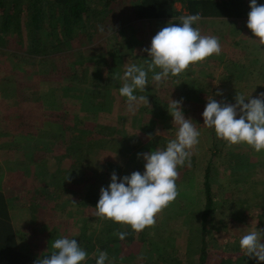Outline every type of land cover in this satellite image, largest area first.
I'll use <instances>...</instances> for the list:
<instances>
[{"label": "rangeland", "instance_id": "374dc122", "mask_svg": "<svg viewBox=\"0 0 264 264\" xmlns=\"http://www.w3.org/2000/svg\"><path fill=\"white\" fill-rule=\"evenodd\" d=\"M176 4L181 7L180 2ZM183 20L182 15L170 21L147 19L139 27L128 28L126 33L138 41L131 54L135 64L151 61L159 43L163 48H170L174 62L165 60L161 69H178L175 78L154 76L146 81L140 78L138 83L131 81L127 89L139 88L136 98H141L147 92L148 82L157 91L169 93L175 86L178 88L172 101L178 103L173 107L175 113L161 125V122L157 123L158 113L154 112L139 116L133 109L129 114L125 111L122 119L118 116L112 119L107 117L110 112L102 111L109 118L107 123L112 119L128 129L132 127L127 133H132L134 128L138 140L142 141L134 144L137 141L133 132V136L123 142L113 141L105 147L89 150L84 155L89 169L81 173L94 176L86 180L88 176L75 171L69 178V181H75L73 187L68 186L67 178L54 176L62 160L55 157L57 155L46 157L42 146L40 150L34 148L35 139L43 138L44 143V140H51V136L46 132L42 135L43 129L29 130L24 126L28 123L23 115L24 103L13 97L8 112L0 109V138L3 137L0 139V185L10 194L11 214L22 249L44 254L59 264H69L71 259L85 264L98 252V229L108 225L106 218L113 212L119 214L122 227L136 222L137 230L131 229L130 234H125L126 241L133 238L130 243L122 244L126 255L138 253L154 264L196 261L197 253L194 256L190 253L201 244L202 232L197 230V225L205 208L207 171L213 193L220 196L215 205L232 209V204L237 211L232 212L233 215L245 213L247 227L264 242V226L261 225L264 204L255 202L258 197L264 199V89L242 88L254 82L264 86V14L229 21L214 17L205 18L201 23L190 20L198 38L181 34L172 36L170 26L175 23L180 27ZM212 53L221 57L211 58L209 54ZM39 64L46 66L44 60ZM132 77L128 70L126 78ZM220 82H226L228 86L217 90ZM5 87L6 84L0 83V98ZM226 93L239 100H233L232 105H222L219 99ZM150 98L147 97L148 102ZM254 103L261 105L254 106ZM154 114L157 116L153 121ZM102 119L106 122V118ZM145 121L152 123L147 122L144 129L141 124ZM83 134L84 141L93 138L88 130ZM47 147L51 148V145ZM227 149L234 151L233 157L226 155ZM213 150L217 152L215 157H211ZM38 163L43 172L37 167ZM110 164L119 166L120 171L110 172ZM28 166L37 168L35 184L41 189L40 195H35L36 200L32 199L33 206L29 193L37 188L28 192L31 187H24L26 177L31 179ZM58 172L62 174L60 170ZM118 181L119 189L120 182L136 187V196H128L132 202L126 204L115 200L112 193ZM60 187H66L69 193L56 191ZM90 188L100 196L99 202L104 203L103 216L96 220L95 215L91 218L93 205L87 203L86 206L83 198ZM238 196L247 201H238ZM145 221L149 223L148 230L139 234ZM213 222L211 218L210 225ZM144 235L145 240H141ZM170 240L173 242L167 243ZM89 244L94 245L93 249L86 248ZM160 255L166 257L160 259ZM77 261L73 264H78ZM110 261L111 258L107 264H111ZM235 264L252 263L240 257Z\"/></svg>", "mask_w": 264, "mask_h": 264}, {"label": "trees", "instance_id": "16d2710c", "mask_svg": "<svg viewBox=\"0 0 264 264\" xmlns=\"http://www.w3.org/2000/svg\"><path fill=\"white\" fill-rule=\"evenodd\" d=\"M177 2L181 3L180 8ZM259 14H264V0H0V83L6 84L2 90L3 97L0 98V109L7 111V107L12 105L13 97L21 100L25 106L24 119L28 122L24 126L29 130L43 129L42 135L46 132L51 136V140H44V143L43 138L35 139L34 148L40 150L42 146L46 157L57 155L55 157L62 160V165L54 171L55 178L63 176L69 181L73 173L78 171L79 174L88 176L87 180L94 176L81 173L89 169L87 157L84 156L89 150L105 147L113 141L123 142L132 137L133 132L137 141L134 144L142 141L140 138L138 140L134 128L132 133H127L132 127L128 129L118 121L112 122L114 116L122 119L125 111L128 113L133 109L137 110L139 116L154 112L160 117L157 123L161 122L163 125L175 113L173 107L178 104L172 103L178 90L175 86L169 93L157 91L148 82L147 92L141 98H136L139 88L127 89L131 81L138 83L140 78L146 81L154 76H166L170 80L175 78L178 70L161 69L165 60L174 62L170 48H163L162 43L154 50L151 61L135 64L131 54L138 41L128 37V28L139 27L147 19L163 18L170 21L182 15L184 20L180 27L175 23L170 26L172 36L181 34L198 38V32L192 31L190 20L201 23L205 18L214 17L229 21ZM253 38L254 36L251 39ZM209 56L221 57L214 53ZM40 60H44L46 66H41ZM128 70L133 75L129 80L126 78ZM254 83L242 88L254 86L259 91L264 89L263 83ZM226 86V82H220L217 90H223ZM149 96L150 102L147 99ZM221 96L223 99L220 98L219 101L222 105H232L233 100H239L230 93ZM260 105L261 103H254V106ZM102 111L110 112L107 117L112 118L111 123H107L109 118ZM156 116L154 114L151 120L154 121ZM102 118H106V122ZM147 122L141 124L144 129L148 123H152ZM84 130L92 132L90 136L93 138L84 141ZM150 132H154V128ZM128 152L126 149V154ZM234 154V151L227 149L226 155L233 157ZM216 155V150H213L211 157ZM110 165V172H115V169L120 171L119 166ZM37 167L44 171L39 163ZM36 170L37 168L28 166L31 179L29 181L26 177L24 183V187H31L28 192L39 186L35 184ZM120 184L119 189L118 181L112 193L115 200L126 204L132 202L128 196H136V187L130 183ZM205 184V208L197 225V230L202 232L201 244L195 248L196 261L191 260L184 264H235L240 257H245L252 264H264V242L257 239L255 233L247 227L246 214L233 215L237 211L232 204V209L215 205L217 197L219 199L220 196L217 192L213 193L214 187L208 171ZM74 185L75 181L68 182V186ZM40 190L37 188L29 193L32 196L31 206L35 204L33 200H36L35 195H40ZM56 191L69 193L66 187H60ZM93 191L88 189L86 197L83 198L86 206L89 203L95 208L90 210L91 218L95 215L96 220L103 216L104 203L99 202L100 196ZM237 198L238 201H247L240 196ZM255 202L264 204V199L258 197ZM11 207L10 194L0 185V264H59L44 254H33L20 247ZM243 210L242 208L241 212ZM211 218L214 222L210 225ZM106 220V227L98 229L94 226L100 235L99 248L85 264H107L110 258L111 264H154L147 258L140 257L138 253L135 256L123 252V245L133 239L126 241L125 234H130L131 229L137 230L134 227L135 220L122 227L119 214L113 212ZM261 221L260 224L264 226V220ZM148 226V221H145L139 234L146 232ZM103 234L107 237H102ZM250 235L252 237L249 240ZM142 239L145 240V235L141 236ZM171 242L173 241L167 243ZM93 247L94 245L89 244L86 248L91 250ZM165 257L160 255V259ZM74 261L77 259H71L69 264ZM77 262L81 264L80 261Z\"/></svg>", "mask_w": 264, "mask_h": 264}, {"label": "crops", "instance_id": "0c3cea01", "mask_svg": "<svg viewBox=\"0 0 264 264\" xmlns=\"http://www.w3.org/2000/svg\"><path fill=\"white\" fill-rule=\"evenodd\" d=\"M130 224H131V223H130ZM130 224H129V225H130ZM193 251H194V252H191V253H190V256H191V255L194 256V255L196 254V253H195V252H196V249H194Z\"/></svg>", "mask_w": 264, "mask_h": 264}]
</instances>
